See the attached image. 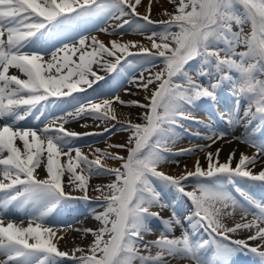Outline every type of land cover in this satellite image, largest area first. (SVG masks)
Wrapping results in <instances>:
<instances>
[{
  "label": "snow or ice",
  "instance_id": "6c2138e0",
  "mask_svg": "<svg viewBox=\"0 0 264 264\" xmlns=\"http://www.w3.org/2000/svg\"><path fill=\"white\" fill-rule=\"evenodd\" d=\"M169 3L173 11L162 9L161 13L167 19L153 20V0H148L144 13L137 11L142 0H0V264H172L173 260L233 264L232 257L245 252L264 264V200H256L242 187V182L249 181L264 184V139H258L256 131L264 133V0ZM128 16L133 19H124ZM109 20L123 22L103 26ZM90 25L120 38L106 45L92 35ZM129 31L145 36L151 47L124 41ZM93 65L114 74L116 81L108 91L97 93L98 102L73 95L86 90L82 85L93 88L105 79L93 71ZM125 65H136L140 72L128 83L146 93L156 84L145 96L148 103L121 100L118 91ZM10 69L15 73L10 74ZM226 85L235 97L226 123H243L248 134L234 139L255 152H241L233 166L236 151L232 150L221 162L222 147L207 149L219 141L231 143L226 139L229 133L211 125H204L208 133L201 136L210 144L171 152L169 145L177 141L182 122L203 124L192 110L200 102H216ZM57 100L71 103L73 110L63 115L47 113L42 128L22 125L30 118L41 121L49 106L58 107ZM114 103L145 108L140 114L145 123L118 118ZM85 118L115 123L101 133L65 127ZM117 126L130 133L128 140L108 147L126 149L127 157L97 148L90 159L74 146L77 139L112 133ZM197 151L205 153L207 167L197 159L191 170L185 164L179 175L159 170L165 163L179 165L178 160H169L170 155ZM109 159L120 161V166L109 167ZM108 177L115 179L91 186L100 194L90 208L99 227L74 229L84 236L91 234L93 241L62 250L60 241L72 226L53 227L50 218L78 202L89 203L90 181ZM190 178L193 190L186 191ZM229 185L244 203L229 191ZM165 189L191 201L193 207L183 219L164 200ZM154 207L172 208L171 216H161L152 211ZM13 209L30 217L27 226L23 220L5 221ZM237 210L240 220L229 226L225 217H234ZM153 220L160 221L163 230L156 240L146 242L144 236L152 233ZM175 226L181 229L178 237L172 235ZM201 227L208 238L198 237ZM241 231L250 234L234 239ZM250 241L257 244L252 246Z\"/></svg>",
  "mask_w": 264,
  "mask_h": 264
},
{
  "label": "rangeland",
  "instance_id": "374dc122",
  "mask_svg": "<svg viewBox=\"0 0 264 264\" xmlns=\"http://www.w3.org/2000/svg\"><path fill=\"white\" fill-rule=\"evenodd\" d=\"M147 0H142V4H144ZM155 0H153L154 2ZM159 2H161L162 4L165 5L164 9H167L169 12L173 11L174 9V5L169 3V0H157ZM137 11L142 13L140 11V6L137 7ZM162 11H156V12H152V16L151 18L153 20H160V19H167V17H163L161 15ZM124 19H133L131 16L128 17H124ZM115 21H119V23H122V20H109L107 23H103V22H99L98 23H103V26H109L112 25ZM93 28H95V25H93ZM153 28L155 30H159V25H154ZM245 31H249V28L246 27ZM127 34L135 37V38H139L140 41L146 42L149 47H151V41H149L148 39H146L145 36H141V35H137L132 33L131 31L127 32ZM108 35V34H107ZM108 37H115V35H108ZM159 42V41H157ZM239 51H243V48L238 49ZM105 59H113V58H108L105 57ZM131 59V58H129ZM163 67V65H158L157 67L152 69V72L155 73L157 71H159L161 68ZM137 66L133 65L132 67H129L128 65H125V71L123 73V76L121 77L122 80V86L119 88L118 91V95L120 96L121 100L124 101H139V102H147V100H145V96L147 95L146 92L142 89V88H138L136 87V85L134 84H130L127 81L133 77L138 78L140 75V72L136 70ZM93 71H96L99 75H103L105 72L100 69L97 65H93ZM195 76V73H192ZM148 73H145V76H147ZM91 79V77H89ZM199 79V78H197ZM205 82V81H204ZM116 83L115 79L112 80H107L105 82L100 83L96 88L95 91L93 93V95H91L88 98H92L94 100H97V93H99L101 90L103 91H108L110 88H112L114 86V84ZM85 86V85H82ZM156 86V84L150 85L149 86V91L151 92V89ZM148 91V92H149ZM142 92H144V94H142ZM147 92V93H148ZM146 94V95H145ZM222 96V92H218V97ZM226 96V95H225ZM227 98H231L234 99L235 97L233 96H226ZM86 99H81V100H86ZM207 102H200L199 106L196 107L195 109L192 110V113L194 115H198V114H202V112H205V114H208L209 111L206 110V104ZM214 107V112L219 111L220 114L217 115L219 123L224 125V122H226V117L230 111V109H224V103L222 101H220L219 99H217V101L215 103H213ZM113 107L116 109V114L118 116V118L123 119V118H131L135 123H145L144 119L142 117H140L141 113H144L146 111L145 108L142 107H138V106H123L120 105L119 103H114ZM73 110V105H71V107L69 108V110L67 111H72ZM212 112V111H211ZM225 117L224 119H222L221 117ZM139 117V118H138ZM71 120V118H69ZM224 121V122H223ZM79 124L78 126H74L73 130L76 129V131L78 132H84L83 130L87 127H81V125H88V127H90V129H92L91 131H88L89 133H101L104 132V128L107 126L109 128L112 127V124L115 122H98V121H94L91 118H85L82 120H73L70 123H68L65 126H69V125H75V124ZM183 123V127L178 129V137H177V141L174 144H170L169 148L171 150V152L175 153L176 151H178L179 149H187V148H196L198 146H203V145H207L204 144L203 139L201 138V136H204L206 134L205 130L206 128L204 127L205 122L203 121V124H186L185 122ZM213 123V122H212ZM210 123H206V125H211ZM98 125V126H97ZM226 125H229L228 123H226ZM215 125L212 126V128L218 130L219 127H214ZM225 126V125H224ZM118 127L116 129H113L112 133H104L103 135H96V136H88L85 138V140H83V144L80 145V148H85L89 151V154L91 156L92 153L95 152V149L100 148V149H107L110 152H119V154L121 156L127 157L128 152L126 149H117V148H109L108 145L110 144H124L127 142L128 137L130 135L129 132L127 131H120L118 130ZM196 133H200V136H197ZM88 147L90 149H88ZM200 151H197L194 155H170L169 156V160L173 161V160H178L179 161V165L175 164V163H165L162 164L160 166L159 170L164 171L163 169H165V167H169V168H178L180 167L184 162H186L189 158H192L194 156H196ZM90 158V157H89ZM91 159V158H90ZM64 160H66V158H62V162H64ZM109 162H113L115 164H118V167L120 166L121 162L120 161H116V160H107L106 163ZM172 174V173H171ZM181 174V172L179 173ZM179 174H175V175H179ZM174 175V174H172ZM115 177H108V178H102V179H92L90 181V187H89V191H88V195L89 197H97L98 195H100L99 193L95 192L92 190V185H94L96 182H98L99 180H103L102 184H106L107 182H109V180H114ZM194 185L192 184V187ZM187 189H189V187H187ZM66 191H69L70 189L67 188V186L65 187ZM73 195H81V193L79 192H73ZM168 203H170L171 205H173L175 207V210L177 212V215L180 216L182 219L184 216L187 215V210L185 209V204L183 206V208L177 207L178 205L175 204V202L171 199H169L168 201H166ZM85 207L82 206L81 211L84 210ZM154 210L158 209L159 212L164 213L166 212L168 215L167 217L165 216V218H168L171 216V212H172V208H165V209H160L159 207H155L153 208ZM98 211H103L102 208L97 209ZM189 211V210H188ZM190 212V211H189ZM85 218V217H82ZM248 219H252L251 216L248 217ZM81 220V218L79 219ZM233 220L239 221L240 220V212L239 210L236 211V213L234 214V217H225L224 222L227 223L229 226H231L233 224ZM150 227L153 229L151 234H146L144 236V238H152V239H156L160 236L161 231L163 230V228L159 227L158 225L155 224L154 225H150ZM186 227V224H185ZM250 233L247 231H241L240 233L236 234L241 236L242 238L248 236ZM173 236H180L181 235V229L179 226H175V231L174 233H172ZM157 251L156 248L152 249V253L155 254V252ZM146 254V253H145ZM242 255V254H240Z\"/></svg>",
  "mask_w": 264,
  "mask_h": 264
},
{
  "label": "bare ground",
  "instance_id": "6f19581e",
  "mask_svg": "<svg viewBox=\"0 0 264 264\" xmlns=\"http://www.w3.org/2000/svg\"><path fill=\"white\" fill-rule=\"evenodd\" d=\"M147 3H148V0L144 4H141L140 11L142 13H144L146 11ZM164 7H165L164 4H162L161 2L155 0L153 2V11L152 12L154 13V12L159 11V10L162 11V9H164ZM117 23H119V21H115L113 24H117ZM97 24H99V23L97 22ZM105 27H108V26L106 25ZM90 29H93L92 30V35H96L98 37V39L103 41L106 45L109 44L110 41L120 38L118 36L108 37V35L103 33V32H97V31L94 30L93 25H91ZM73 35H75V34H73ZM123 40L124 41H128V40L140 41L139 38H135V37H133V36H131L129 34H125L123 36ZM140 42H142L144 45L149 47V45L146 42H143V41H140ZM15 71L16 70H14V69H10V74L15 73ZM105 74L106 73H104V75ZM155 87L156 86H154L153 88H155ZM142 94H144V92H142ZM146 94L150 95L151 92L149 91ZM223 97H225V96H221L219 99L223 100L224 103L228 104L226 106V109H229V107H230V110H231L233 108V106H234L235 98L231 99V98H226L225 97V99H222ZM142 103H148V101L147 102H142ZM244 108H245V102L243 101V106L240 107L241 116L243 115ZM116 109H117V107H116ZM208 109L211 110L210 107H208ZM195 117L198 118V119L203 120L204 122H206V120H208V121L210 120L209 118H207V115L205 114V112H202V114H200L198 116H195ZM2 123H3V121H0V124H2ZM213 123L215 125L214 127H219V126H224L225 125L224 126L225 129L229 133V135L226 137V139L231 141V143H224V141H219L217 144H214V145H212L211 148L207 149L208 151H214L217 147H222L223 151L220 154L221 162H223L227 158L229 152L232 151V150L236 151V158L233 160V166L238 162L239 154L241 152H246L249 155H251V154H253L255 152V149H253L251 147H248L245 144L240 143L239 140L234 139V137H239V136L248 134L249 129H247L243 123H241L239 126H231V125H226V122H224V125H223V124L219 123V120H217V119H215ZM78 125L79 124L77 123L75 125L73 124V125H69L68 127L67 126H65V127L68 128V129L73 130V127L74 126H78ZM205 125H206V123H205ZM253 126H255V125H253ZM91 130L92 129H90V127H87L83 131L84 132H88V131H91ZM74 131H76V129ZM256 131L258 133L259 129H256ZM205 132H206L205 135H207V133H208V129L207 128H206ZM257 138L258 139H264V136H262V137L257 136ZM203 141H204V144L211 143L208 140H203ZM17 144L22 147L20 141H17ZM82 151L85 154L89 155V157L91 159L93 158V156H91L89 154V151L87 149H82ZM197 159L200 160V162H201V164L203 166L207 167V162L205 160V153L204 152H199L196 156H194L192 158H189L180 167H178L176 169L175 168L165 167V169H163V170L166 173H168V174H171V173L174 174V175L175 174H179L180 172H182L184 170V165L185 164L187 165L188 169L191 170L193 168V166H194V164H195ZM261 163H264V161H261ZM107 165L109 167H118V164H115L113 162H109V163H107ZM259 168H260V164L258 163L257 166H256V170L258 171ZM37 171L40 172L41 175H43V170L42 169H38ZM98 183L102 184L103 180H99L95 184H98ZM256 183H258V182H256ZM82 203L83 202L76 203L71 210L66 211L65 213H63L61 216H64L65 220L62 223L61 222L60 223H52V222H50V224L53 227H62L64 224H69V225L72 226L71 228L65 230L66 233H67L66 236H65V239L60 241V245L59 246H60V248L62 250H66V248H72L74 245L87 246L94 239V237L91 234H88V235L84 236L81 232L74 231V229H84V228L96 229V228L99 227V222L96 221L95 219H93V213L92 212L87 215L84 212H81V210L79 211V205L82 204ZM86 204L87 203H85V207H86ZM164 213L166 215H168L166 212H164ZM164 213L162 215L165 216ZM65 217H67V218H65ZM82 217H86V218H82ZM80 218H81V220H79ZM28 219H30L29 216H27L26 214H21V213H19L16 210L15 211L14 210H10L5 215V221L6 222H7V220H12L13 222H20L21 220H23L25 226H27ZM186 226L188 227V225H186ZM198 237L199 238H203L201 230L198 231ZM254 243L257 244L256 241ZM250 244L252 245V243H250ZM262 250H264V249H262ZM172 264H191V262L188 261V260H179V261L173 260Z\"/></svg>",
  "mask_w": 264,
  "mask_h": 264
}]
</instances>
